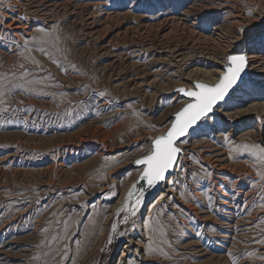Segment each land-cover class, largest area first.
Here are the masks:
<instances>
[{
    "label": "rangeland",
    "instance_id": "374dc122",
    "mask_svg": "<svg viewBox=\"0 0 264 264\" xmlns=\"http://www.w3.org/2000/svg\"><path fill=\"white\" fill-rule=\"evenodd\" d=\"M0 36V264H264L263 65L124 207L172 88L264 57V0H0Z\"/></svg>",
    "mask_w": 264,
    "mask_h": 264
},
{
    "label": "snow or ice",
    "instance_id": "6c2138e0",
    "mask_svg": "<svg viewBox=\"0 0 264 264\" xmlns=\"http://www.w3.org/2000/svg\"><path fill=\"white\" fill-rule=\"evenodd\" d=\"M7 7L10 9L11 5L9 4ZM227 61L226 71L217 83L205 84L197 81L192 89H179L180 92L191 98V102L175 113V118L165 133L152 139V147L148 154L135 161V164L144 166L139 178L146 181L149 188L165 180L166 174L176 165L178 157L183 151L178 146V142L186 143L187 141H182L181 138L187 137L190 131L195 132L200 122L210 118L217 103L224 100L248 66V58L243 54L229 55ZM145 191L144 187H137L136 184H133L128 192L124 207L132 215L136 214L139 206L143 203ZM133 203L135 207L132 206Z\"/></svg>",
    "mask_w": 264,
    "mask_h": 264
},
{
    "label": "bare ground",
    "instance_id": "6f19581e",
    "mask_svg": "<svg viewBox=\"0 0 264 264\" xmlns=\"http://www.w3.org/2000/svg\"><path fill=\"white\" fill-rule=\"evenodd\" d=\"M32 4V3H31ZM35 4V3H34ZM19 5V4H18ZM31 8V7H30ZM33 8V7H32ZM29 9V8H28ZM20 10V9H19ZM33 10V9H32ZM35 10V9H34ZM43 11H47V9H43ZM18 12V11H17ZM21 12V11H20ZM36 12V11H35ZM189 12V11H188ZM46 13V12H45ZM190 13V12H189ZM20 14L21 13H19L18 12V14H13V15H15L16 17V20H14V21H11V25H14V28H22L23 26H22V24L24 23V22H22V21H20L21 19H20ZM4 15L6 16V13H4ZM12 15V14H11ZM21 16H23V15H21ZM16 22H19L18 24H16ZM24 25V24H23ZM27 27V25H25L24 26V28H26ZM2 36V35H1ZM0 36V37H1ZM5 37V36H4ZM2 39V38H1ZM226 40V39H225ZM239 40L240 39H237V40H235L234 42H239ZM243 42V41H242ZM246 43V42H245ZM245 43H239V45L238 44H236V47L235 48H233L232 50H231V52H230V54L229 55H234V54H238V53H244L246 56H247V58H248V66H247V69H248V71H251V70H254V69H257V68H260L259 66L260 65H263L262 67H264V57H262L261 55H258V54H256V53H254V52H252V50H251V47L248 45V44H245ZM4 44V43H3ZM228 55V56H229ZM228 63V61H226V63H224L223 65L225 66L226 64ZM251 65H252V67H251ZM224 66L221 68V69H219L218 71H217V77L216 78H214V80L211 82V83H209V84H214L215 82H217L218 80H219V78H220V75H221V73H223L224 71H225V68H224ZM195 81H198V79L197 80H195ZM199 81H201V79H199ZM204 82V81H203ZM207 83V82H206ZM242 84V85H241ZM236 89H234L233 90V92H232V97L235 95V93L236 92H238V91H241L242 90V88H243V86L246 84V80L245 81H243L242 83H241ZM185 85H187V84H185ZM174 86L173 88H172V90L173 89H175V88H179V87H185V88H187V89H189V88H193L194 87V82H193V87H186V86ZM168 91H170L169 89H168ZM179 92H177L176 94H178ZM175 94V95H176ZM180 94V93H179ZM230 98V97H229ZM229 98H227L226 99V101L227 100H229ZM226 101H224L223 102V104L226 102ZM221 106H223L222 105V103L219 105V106H217L216 107V112L217 113H221V112H223V109H221L222 107ZM221 107V108H220ZM217 113H215V114H210V115H216ZM168 177V176H167ZM164 181V180H163ZM162 184V183H161ZM210 185V184H209ZM161 186V185H160ZM148 192H149V190L147 191V194H148ZM127 195V194H126ZM146 196V195H145ZM135 206V205H134ZM256 213V212H255ZM257 216V215H256ZM255 217V216H254ZM254 217H253V219H254ZM254 220H256V219H254ZM251 222H252V220H251ZM117 229V228H116ZM116 229H113V233L116 231ZM111 235H112V233H111Z\"/></svg>",
    "mask_w": 264,
    "mask_h": 264
},
{
    "label": "water",
    "instance_id": "95a60500",
    "mask_svg": "<svg viewBox=\"0 0 264 264\" xmlns=\"http://www.w3.org/2000/svg\"><path fill=\"white\" fill-rule=\"evenodd\" d=\"M240 54L245 55L244 53H238V54H234V55H240ZM227 65H228V63L224 66L225 71H226ZM225 71H224V72H225ZM224 72L221 73L220 77L224 74ZM248 77H249V71H248V69H247V67H246V68H245V71H244L243 73H241V77H240V79L237 81V84L234 85L233 88L229 90V93H228V95L225 96L224 100L219 101V102L217 103V105H216L215 108L213 109V113H211V114H215V113H217V112H216V107L219 106V105H220L221 103H223L224 101H226V99L229 98V97L231 96L233 90L236 89V88H237V87H238V86L244 81V79H245V78H248ZM219 79H220V78H219ZM198 81H199V80H198ZM218 81H219V80H218ZM218 81H217V82H218ZM196 82H197V81H194V85H195ZM199 82H202V83H205V84H209V83H206V82H203V81H199ZM217 82H215V83H217ZM215 83H214V84H215ZM180 88H185V87L175 88V89L172 90L170 93H171V94H174V93L176 94L177 92H179L183 97H185V98L188 99V102H186V103L184 104V105H186L187 103L191 102V98L188 97V96H186L183 92H180V91H179ZM185 89H187V88H185ZM189 89H192V88H189ZM184 105H183V106H184ZM183 106H182V107H183ZM182 107H181V108H182ZM181 108H180L178 111H180ZM178 111H177V112H178ZM174 118H175V114L173 115V119H172L171 123L173 122ZM170 126H171V124H170ZM170 126H169V127H170ZM182 139H183V138H181V140H182ZM178 143H179V142H178ZM173 168H174V167H173ZM173 168H172V169L166 174V177L170 175V173L173 171ZM155 186H157V184H156ZM155 186H154V187H155ZM137 187H144V188H145V190H146V191H145V195H146V196H144V200H145L146 197L148 196L149 192L151 191L152 187L149 188L148 185H147V182H146V181H143V180H140V178H139V180L137 181ZM148 190H149V192H148V194H147V191H148Z\"/></svg>",
    "mask_w": 264,
    "mask_h": 264
}]
</instances>
